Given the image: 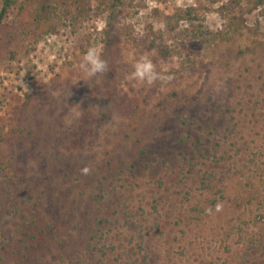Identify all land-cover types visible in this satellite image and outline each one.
Wrapping results in <instances>:
<instances>
[{
	"label": "rangeland",
	"instance_id": "rangeland-1",
	"mask_svg": "<svg viewBox=\"0 0 264 264\" xmlns=\"http://www.w3.org/2000/svg\"><path fill=\"white\" fill-rule=\"evenodd\" d=\"M263 217L264 0H15L0 264H264Z\"/></svg>",
	"mask_w": 264,
	"mask_h": 264
},
{
	"label": "clouds",
	"instance_id": "clouds-1",
	"mask_svg": "<svg viewBox=\"0 0 264 264\" xmlns=\"http://www.w3.org/2000/svg\"><path fill=\"white\" fill-rule=\"evenodd\" d=\"M82 65L86 70H88L90 75L102 73L106 69V62L101 58L95 48L88 49L84 55ZM135 75L140 79L146 78L149 83L158 78V73L155 71L152 62L146 58H144L142 62L137 63ZM221 209L222 205L217 203L215 210L219 212ZM207 211L211 213L212 209H207Z\"/></svg>",
	"mask_w": 264,
	"mask_h": 264
},
{
	"label": "trees",
	"instance_id": "trees-1",
	"mask_svg": "<svg viewBox=\"0 0 264 264\" xmlns=\"http://www.w3.org/2000/svg\"><path fill=\"white\" fill-rule=\"evenodd\" d=\"M15 0H4L3 2V7L2 10L0 12V21L5 17V15L7 14L8 10L11 8V6L14 4ZM151 46H155V42L152 41L150 42ZM251 224L255 225L254 221H251ZM263 222H264V217H263ZM261 224V223H259ZM256 227H258L259 225H255ZM239 233V232H238Z\"/></svg>",
	"mask_w": 264,
	"mask_h": 264
}]
</instances>
